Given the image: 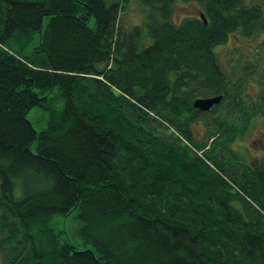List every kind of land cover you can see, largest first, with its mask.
I'll return each instance as SVG.
<instances>
[{
    "label": "trees",
    "instance_id": "1",
    "mask_svg": "<svg viewBox=\"0 0 264 264\" xmlns=\"http://www.w3.org/2000/svg\"><path fill=\"white\" fill-rule=\"evenodd\" d=\"M130 1L0 0V247L11 264H264V163L225 167L220 142L249 112L239 64L226 73L215 53L264 32V3L140 0L146 21L126 30ZM191 2L199 15L175 22ZM225 100L242 128L216 115ZM74 211L89 249L51 225Z\"/></svg>",
    "mask_w": 264,
    "mask_h": 264
},
{
    "label": "rangeland",
    "instance_id": "2",
    "mask_svg": "<svg viewBox=\"0 0 264 264\" xmlns=\"http://www.w3.org/2000/svg\"><path fill=\"white\" fill-rule=\"evenodd\" d=\"M258 3H264V0H246L247 5ZM147 10L148 8L140 0H131L121 16L122 27L130 30L135 26H142L147 18ZM198 15L199 5L197 3H177L174 6L172 19L180 23L187 17ZM47 23L48 18L44 20V27L47 26ZM30 53L28 51L26 54L29 55ZM215 53L222 69L226 73L232 72V64H239L236 68L238 72L237 78L244 80L242 95L245 100L244 105H246L245 107L249 112L248 125L243 131L239 130V133L235 134L229 146L225 143L227 141L226 136H224L219 146L222 152L221 156L226 159L227 165L225 167L228 172L231 175L240 176L247 166L258 165L259 162L264 163V32L252 38H246L239 31L232 33L229 35L226 44L215 48ZM231 101L225 100L216 115L221 119L237 121V128H242L241 113L230 105ZM209 117L210 115L205 118L207 121L202 119L190 126L194 140L208 141V132L215 130L214 127H211L213 121L212 119L210 121ZM28 119L38 132L48 126V112L41 107H33L28 113ZM215 133L214 137L209 140V145L215 139V136L220 135L217 130ZM36 144L37 142L32 146L34 152H37ZM229 151H235L237 156L234 157L229 154ZM76 214V211H74L66 217L55 215L51 225L57 232H64L62 236L79 250L89 249L91 246L85 245L78 236L81 224ZM4 238L5 236H3ZM3 242L5 247L8 240ZM3 246L0 247V264H11L13 259L6 256Z\"/></svg>",
    "mask_w": 264,
    "mask_h": 264
},
{
    "label": "water",
    "instance_id": "3",
    "mask_svg": "<svg viewBox=\"0 0 264 264\" xmlns=\"http://www.w3.org/2000/svg\"><path fill=\"white\" fill-rule=\"evenodd\" d=\"M201 18L205 19L203 15H201ZM206 22V21H205ZM223 100V96L219 95L216 97L211 98H199L194 101V108L200 110L201 112H208L210 111L214 106L219 105Z\"/></svg>",
    "mask_w": 264,
    "mask_h": 264
},
{
    "label": "flooded vegetation",
    "instance_id": "4",
    "mask_svg": "<svg viewBox=\"0 0 264 264\" xmlns=\"http://www.w3.org/2000/svg\"><path fill=\"white\" fill-rule=\"evenodd\" d=\"M260 165H263V164H261V163L259 162V166H260Z\"/></svg>",
    "mask_w": 264,
    "mask_h": 264
}]
</instances>
